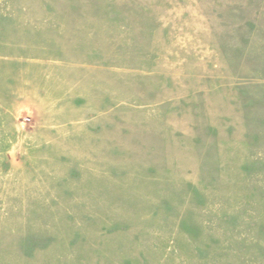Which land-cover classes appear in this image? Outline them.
I'll return each instance as SVG.
<instances>
[{
	"label": "rangeland",
	"instance_id": "374dc122",
	"mask_svg": "<svg viewBox=\"0 0 264 264\" xmlns=\"http://www.w3.org/2000/svg\"><path fill=\"white\" fill-rule=\"evenodd\" d=\"M0 264H264V0H0Z\"/></svg>",
	"mask_w": 264,
	"mask_h": 264
}]
</instances>
